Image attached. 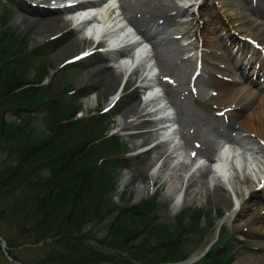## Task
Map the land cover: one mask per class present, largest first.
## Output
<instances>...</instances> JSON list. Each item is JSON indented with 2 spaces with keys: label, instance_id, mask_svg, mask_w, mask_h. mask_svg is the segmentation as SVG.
<instances>
[{
  "label": "trees",
  "instance_id": "1",
  "mask_svg": "<svg viewBox=\"0 0 264 264\" xmlns=\"http://www.w3.org/2000/svg\"><path fill=\"white\" fill-rule=\"evenodd\" d=\"M7 20L0 22V264H151L200 247L201 208L168 220L154 196L112 198L124 144L104 132L109 115L75 117L83 92L51 93V82L41 83L44 65L28 70L50 42L30 47ZM225 244L192 264L228 262Z\"/></svg>",
  "mask_w": 264,
  "mask_h": 264
},
{
  "label": "rangeland",
  "instance_id": "2",
  "mask_svg": "<svg viewBox=\"0 0 264 264\" xmlns=\"http://www.w3.org/2000/svg\"><path fill=\"white\" fill-rule=\"evenodd\" d=\"M173 1L175 2V0ZM196 1L201 2V0H196ZM50 3L52 4V1L49 3H37L36 0H0V20L3 21L4 19L3 16L4 5H7L8 8L6 13L8 14L9 17L7 22L10 24V27L12 28V31L14 32L15 35H19V36L24 35L25 38L31 43V45L32 44L36 45L41 43L45 44L47 42H50V44H48L44 49H41V51L42 50L43 51L42 52L40 51L41 54L38 55L36 59H39L41 57L42 62H43V57H46V60H52L53 62H50V67L53 69L55 68V70L52 72V75L53 74L55 75L56 70L59 67V64H61V61L64 58L66 60L69 56L78 55L79 53H81V51H83L82 48L84 47L83 46L84 41L77 37L76 31H72L71 34H63L64 30L68 28V22H66L62 17L61 11L57 8L52 7ZM176 3L182 4L183 0H176ZM219 3L216 4L218 5L217 8L220 10V12L228 14L229 21L234 26L240 28L241 30L246 31L247 33L256 29H260V30L264 29V23L258 18H256L255 15H251L250 4L248 3L247 0H221V2ZM200 8L202 9L203 16L205 14L209 15L212 12V1L206 0L204 3L200 5ZM43 17L52 20L54 24V28L51 30L52 32L50 31L51 34H48L47 36L41 38V40L39 39L35 40L33 39L32 36L36 30L37 24L41 21ZM182 17H184V12L178 14V18H182ZM61 23H62L61 27H58V25H60ZM198 27H199V22L194 20L184 28L185 31L183 32L182 36L175 34L176 35L175 38L178 41V45L181 47V53L179 54L175 52L174 44L164 43L166 45L164 48L166 51V55L167 57L168 56L169 57L166 61V64L165 65L163 64L162 67L159 64L158 65L156 64V68L159 72L158 74L161 76L160 77L157 74L156 77L159 76L158 78L160 79L162 89L166 91L168 94H170L172 100H175V104L173 103L174 105L172 106L174 110L176 109V112L178 110L177 113L179 114L178 118L180 115L184 113V110H187L188 114H190L184 117L187 120L189 119V122H187V125L182 126L184 134L189 136L186 138L187 142H185L186 140L183 137L180 138L179 140V143L184 147L185 150L187 148H194L193 145L197 147L198 143L199 144L206 143V141H212L211 143L214 144L215 141L224 140L227 139L228 137H229L228 139L230 140L231 138H234L236 136V132H237V128H236L237 124L235 122L233 121L231 122L228 119L226 120L225 117H223L222 113H219V115H217L218 111L216 106H212L211 104V102L214 101L216 102V100L213 98V94L212 96H208L206 98L207 96L205 93L206 87H208L209 90H211V92L213 91V89L211 88V86L209 87V85H207L209 82V79L207 77L209 76L206 75L205 73L206 71L200 66V63L198 62L199 67L205 71L203 72V75L199 71L202 77L200 76V74H197L195 71L194 66H197V62L195 60H194V64L184 63L183 62L184 60H180L181 56H186L187 53H189L190 51L192 52L196 51L195 47L193 46V42H195L196 30L198 29ZM216 28L217 27L215 28L212 27V31L209 33V37L207 39V46L209 50L213 52V55H215V53L220 52L227 43L224 34L225 31ZM52 36L54 37L56 36V37L53 38L52 40H49V38ZM185 39L187 40V42ZM164 44L161 43L159 45L163 46ZM186 45H188V47ZM187 48H190V51H188ZM94 52L96 53L98 52V53L94 58L92 57V59L89 60V63L85 68H81V69L77 67L70 68L69 73H67L68 71L67 68H65V70L63 71V75H65V77L69 78L70 80L72 79L73 84L76 87H81L85 83V81L93 84L97 82V84L95 85H99V82H101V78H98V76H96L95 73L89 75L86 74L85 78H82V80L81 79L77 80V77L81 73L88 72L92 68L97 56L100 57L101 55L104 54L102 53L103 52L102 50L101 51L97 50ZM50 57L52 59H50ZM155 62L157 63V61ZM29 64L35 67V65L31 63ZM167 65L169 67H167ZM173 65H175V67ZM242 65L243 64L240 63V66ZM245 67L248 68L247 66ZM166 68L168 70H166ZM28 70L30 73L33 72L32 68H29ZM262 73H264V71L259 73V76L257 77L255 76V80L253 77H251V72L249 74H246L248 76L247 84H249L248 87L245 89L246 91H242L239 87H237L235 84L236 82L233 84V86L235 87L236 90L239 91L238 92L239 94H241L244 97L248 96L247 98H249L248 94L250 90L252 92H256L258 90V85L254 84L253 82L254 81L261 82L262 80H260L261 78L259 77ZM91 75L96 79L95 82L94 80L91 79H90L91 81L89 80ZM234 75H236V73L232 74L231 77L236 78L234 77ZM173 76H175L176 78H174ZM252 78L253 81L251 82ZM52 82H53V87L51 92L62 91L61 89L63 83L60 79L57 78V76L54 79H52ZM247 84H245L244 87H246ZM135 85L136 83H133L128 88V90L120 98L121 101L114 107V109L119 111H122L123 109L126 110L133 100L136 99L135 101H139L135 97V93H133L132 88L133 86L135 87ZM99 91L102 92V95L104 96H106V92H109L108 88L106 89L96 88L94 89V91L90 92L86 96L79 98V104L81 109L80 111H78L77 115L87 112L91 113L93 112L94 109L100 106V102H99L100 100L98 99V95H97ZM167 93H165V95ZM211 98L214 101L211 100ZM101 103L105 105L107 103L106 99L102 100ZM219 106L222 107L221 105ZM179 108L182 109L179 110ZM5 118L11 119L12 115L6 114ZM112 119L113 122L110 124V126L112 127L110 131L114 130L117 134H119L121 139H126L128 141L129 147L133 148V151L130 152V154L136 153L139 150L144 149L149 145L150 142L153 141L152 138L154 135L145 131L149 127L142 126V128H139L141 126L140 124H137L138 118L136 117V114L135 116L129 115V118H127L128 121L126 119L123 120V118H121L117 113L112 116ZM128 122H132V124L125 125V123ZM233 123L234 126L232 127ZM231 128H234L235 132ZM233 132L235 135H233ZM241 139L243 138H240L238 140L240 141V143L233 141V143L240 146L239 148L240 154L238 157L239 160L237 161L241 164V166L245 162L253 163L252 166L254 165L256 168V166L259 164V161L261 162V160L263 159L261 157L262 154L259 153L260 155H257L258 152L252 153L248 151L249 149L246 148V145L248 143H243ZM257 142L259 145L261 144L260 146L264 150V145L261 142V140H257ZM141 144H143V146L139 147V145ZM242 144L244 147H242ZM167 147H168V143L164 142L159 147H155L153 150H150V153L148 154V157L145 160L144 164H140L138 160H134V159H130L126 161L125 162L126 167L122 169L120 173L117 175L116 188L111 192L112 198L115 201L122 200L120 201L121 203L126 201L125 198L130 202H136L139 199L151 194L153 192V188L158 186V188H156V190L154 191L155 192L154 194H156V198H157L156 200L166 204L167 208L164 214L166 215L168 220H170L182 207L186 205H192V206L202 205L206 208V217L205 218L200 217L199 224L203 225L206 223V220L208 221V219L210 218L211 221V219L213 218V226L215 227V224L219 219L218 217H214L216 213L215 210H219V208H221V211L223 210V213L221 215L222 217L225 216L226 210H228L227 207L220 205L216 202H211L206 200V197L204 196L203 192L196 193L194 197L190 196L191 198H187L186 194L190 189L189 187L186 189L187 192H184V194H182V198L180 201L174 200L172 196L174 192L172 191H174L175 186L173 185L174 183H176L178 187L179 181L177 177L183 175L181 173H183L185 170V166L187 164L185 162L186 151L184 150V152L180 153V155L166 157V154L168 153L165 152L166 149L168 150ZM163 148L166 149L162 151ZM159 151H162L164 157L166 158L162 160L163 166L160 171L161 178L159 180L157 179L158 180L157 182L151 184L152 177L149 178L150 172L148 174L145 173V168H147L155 160ZM200 156H203V154L196 153L194 156L190 158L189 163H191L192 158L196 159L199 158ZM190 167L189 168L187 167L186 172L188 171V169H190ZM122 175H125V180L121 184L120 178L122 177ZM170 185L171 188H173V190L171 191L172 193L168 192ZM192 186L193 184H191L190 187ZM221 186L223 185L221 184ZM223 188L224 191L226 192V197L229 200V207L234 208L232 204V196L235 197L237 196L231 190V188L230 190L232 191L233 195L229 191H227V188L225 186H223ZM183 190H184V186H183ZM247 197H248L247 199L248 207L245 210L239 211V215L237 216V218H231V219L224 218L222 220L223 222H221V224L226 225L229 232H231V235L230 234L224 235V237H226L229 240V244L226 246L225 250L226 251L231 250L230 252L233 254V257L235 258V260L233 259L234 262L232 261L229 264H235L236 261L239 259L240 254L243 252L250 255H254L256 257H264V234L257 231L246 234V230H245L247 227H250L249 221L251 217L254 218L255 216L264 215V187L261 188L259 187V190L256 193L250 196L247 195ZM210 229H211L210 237H215L216 236L214 232L215 228L212 229L211 226ZM23 254H27V252L23 251Z\"/></svg>",
  "mask_w": 264,
  "mask_h": 264
},
{
  "label": "bare ground",
  "instance_id": "3",
  "mask_svg": "<svg viewBox=\"0 0 264 264\" xmlns=\"http://www.w3.org/2000/svg\"><path fill=\"white\" fill-rule=\"evenodd\" d=\"M51 1L55 2L57 0H36L37 3H49ZM121 1L122 7L126 12L125 17L127 22L131 23L134 28L141 33L143 38L150 42L157 64L161 67L163 64H166L169 57L166 55V51L164 49L166 45L164 43L174 44L175 52L177 54L181 53V47L178 45L175 34L182 36L185 31L184 28L190 22L194 20L199 22V27L196 30V39L195 42H193V46L196 51L192 52L190 51V48H187L190 52L187 53L186 56H181L180 60H184V63L189 64H194V60L196 62L198 60L200 66L209 74V76H214V78H212L214 82L211 84V88L213 89V98L225 109L230 120L237 124L236 136L231 138L230 141L233 140L240 143L238 140L243 138L241 141L249 144H247L248 147L246 145V148L249 149L248 151L252 153L258 152L257 155L262 154L261 157L263 159L261 162L259 161V164L255 169L252 168L253 166L249 168L254 175H250V172H246L243 168H241L242 177L239 176L237 170L234 169L231 164L226 167V165H228L226 156L223 161L222 159H219V162L217 163L221 166L223 173L226 174L227 184L239 199L238 210L229 207V200L226 197V192L217 178L212 177L209 180L206 179V175L212 171L208 165L204 168H201L200 165H198L192 170L188 169V174L186 176L183 174L177 177L179 181L178 187H176V189L174 188L175 190L172 191L173 188H171L170 185L168 192L172 193L177 190H181L183 186L184 191H186V189L193 184L194 187L192 186L189 190V192H193L192 195L203 192L206 200L216 202L228 208L227 214L224 218H237L239 211L245 210L248 207L247 195L250 196L256 193V187L260 185L262 179L264 178V150L257 142L258 139H263L261 142L264 145V73H262L259 77L261 78L260 80H262L261 82H253L258 85V90L256 92H252L250 90L248 94L249 98H247L248 96L244 97L238 93L239 91L233 86L235 80L231 77V75L236 73L238 69L241 70L240 63L243 64V69L245 71L241 70V73L247 74L248 71H250L251 77H253L254 80L255 76H259V73L264 71V29H256L247 33L246 31L234 26L229 21L228 14L220 12L217 8L218 5L216 4L221 2V0H210L212 1V12L209 15L205 14L204 16L200 5L206 0H201V2L196 0H183L181 5L177 4L176 0L175 2L173 0ZM247 1L250 4L251 15H255L264 23V0ZM107 9L108 8H106V10ZM182 12H184V17L178 18V14ZM101 17L103 24L98 25L97 28H102V26L105 27L108 23H110V21H115L116 16L105 11L104 15L102 14ZM61 25L62 23L58 25V27H61ZM212 27H217L225 31L224 34L227 40L223 49L220 52L215 53V55H213V52L210 51L207 46V39L209 37V33L212 31ZM53 28V21L43 17L37 24L32 37L35 40H41V38L51 34L50 31ZM160 42L164 44V47L159 45L161 44ZM91 43L92 42L90 40H85L83 46L89 48ZM186 46L188 47V45ZM105 51L103 52L104 54H106ZM168 65L167 67H169ZM173 66L175 67V65ZM245 66L248 68H245ZM166 70L168 69L166 68ZM90 72L95 73L96 76L105 80L110 88L116 86L118 83L119 75L117 71L106 66L102 58L96 59L92 68L88 72L81 73L77 77V80H82V78ZM173 77L176 78L175 76ZM253 78L251 82L253 81ZM166 95L168 97V93ZM181 109L182 108H179V110ZM148 112L149 110L147 111L145 106L141 105L140 100H133L129 107L123 111L121 116L125 119L126 117H129V115L131 116L136 114V116H142ZM188 115L190 114H188L187 110H184V113L179 116L178 121L181 127L189 122V119L187 120L184 118ZM151 121L154 124V121ZM129 124L131 125L132 122L125 123V125ZM173 134H175V132H173ZM242 147H244L243 144ZM200 151L203 150L198 149L196 153H202ZM235 152L236 151L232 149L228 150L227 157L230 154L234 156ZM168 155L169 153L166 154V156ZM237 160L239 159L237 158ZM192 161H199V158H192L191 163ZM151 179L157 180L158 177L153 175ZM124 180L125 175H122L120 183L122 184ZM245 193H247V195L244 198ZM186 195L187 198H190V194L188 192ZM249 224L250 227L245 229L246 234L254 231L264 234V215L255 216L254 218L251 217ZM235 264H264V257H256L243 252L240 254V257Z\"/></svg>",
  "mask_w": 264,
  "mask_h": 264
},
{
  "label": "water",
  "instance_id": "4",
  "mask_svg": "<svg viewBox=\"0 0 264 264\" xmlns=\"http://www.w3.org/2000/svg\"><path fill=\"white\" fill-rule=\"evenodd\" d=\"M0 245H1V246L4 245V241H3L1 238H0ZM190 259H191V258H190ZM184 261H186V260H184ZM184 261H181V262H184ZM181 262H180V263H181Z\"/></svg>",
  "mask_w": 264,
  "mask_h": 264
}]
</instances>
